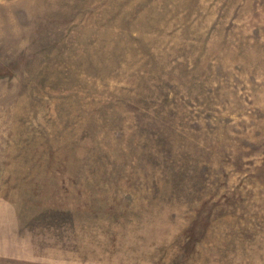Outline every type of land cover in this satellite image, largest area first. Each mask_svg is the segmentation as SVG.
Returning <instances> with one entry per match:
<instances>
[{
    "label": "rangeland",
    "instance_id": "374dc122",
    "mask_svg": "<svg viewBox=\"0 0 264 264\" xmlns=\"http://www.w3.org/2000/svg\"><path fill=\"white\" fill-rule=\"evenodd\" d=\"M0 264H264V0H0Z\"/></svg>",
    "mask_w": 264,
    "mask_h": 264
}]
</instances>
